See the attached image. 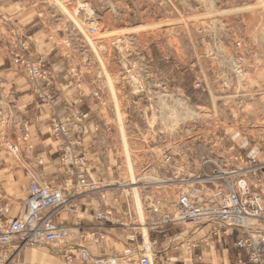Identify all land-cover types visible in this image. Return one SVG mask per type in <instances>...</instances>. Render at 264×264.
<instances>
[{"label": "rangeland", "instance_id": "1", "mask_svg": "<svg viewBox=\"0 0 264 264\" xmlns=\"http://www.w3.org/2000/svg\"><path fill=\"white\" fill-rule=\"evenodd\" d=\"M12 3L36 16L52 51L65 61L55 71L45 58H31L27 44L16 42L20 50L13 56L40 103L55 106L52 76H66L74 89V107L91 98L103 112L80 114V120L98 123L107 121L105 115L116 123L110 170L93 177L84 155L78 156L90 183L109 193L116 189L117 197L129 204L124 223L138 248L149 245L146 195L173 202L194 178L211 187L205 181L235 165L238 148L249 152L258 142V129L264 130V0ZM28 76L47 78L31 81ZM50 123L52 134L65 139L56 114ZM104 148L107 152L109 144ZM162 152L172 155L173 164L163 162ZM102 158V166H108L105 154ZM132 181L136 184L130 185ZM81 227L90 251L89 246L98 245L89 234L93 225ZM24 250L34 251L37 260L22 255L15 264H66L51 257L46 246ZM227 250L232 264V249ZM132 259L123 264H136L137 256ZM152 264L165 263L158 259Z\"/></svg>", "mask_w": 264, "mask_h": 264}, {"label": "crops", "instance_id": "2", "mask_svg": "<svg viewBox=\"0 0 264 264\" xmlns=\"http://www.w3.org/2000/svg\"><path fill=\"white\" fill-rule=\"evenodd\" d=\"M18 41L27 44L31 58H45L55 71H61L60 67L65 63L52 51L46 28L34 14L13 6L12 0H0V207H6L9 217L17 216L34 180L59 188L64 183L73 186L74 178L69 174L71 165L61 161L64 153L71 151L75 156L84 155L86 165L92 170L89 175L97 177L103 176L104 169L113 167L114 163L109 162L113 157L111 149L117 145V126L110 118L104 115L107 121L98 123L85 118L80 120V114L103 112L91 98L74 107V89L67 83L66 76H52L55 79V106L50 109L40 103L13 56L15 50H20L16 46ZM54 114L65 130V139L62 134L60 137L52 134L50 118ZM106 144H109L107 152ZM7 145L17 147V156ZM101 153L110 163L106 167L100 162L105 160ZM108 191L98 186L97 190L78 196L55 216L59 223L80 228L95 225L94 213L97 211H108L107 220L103 221L105 236L98 245L89 246L90 253L96 256H118L133 249L135 244L124 223L129 204L117 197L116 189ZM224 242V245L214 243L200 248L191 255L173 249L169 253L176 264H230L227 247L231 248V241ZM159 243L161 247L166 244L162 240ZM22 255L24 260H37L34 251L26 254L24 250L17 258Z\"/></svg>", "mask_w": 264, "mask_h": 264}, {"label": "built area", "instance_id": "3", "mask_svg": "<svg viewBox=\"0 0 264 264\" xmlns=\"http://www.w3.org/2000/svg\"><path fill=\"white\" fill-rule=\"evenodd\" d=\"M28 77L31 81L47 78ZM46 100H51V97L47 96ZM258 139L249 152L238 148L233 155L235 165L230 169L221 170L205 181L211 187L194 178L188 189L179 192L173 202L146 195L144 226L148 230L149 245L138 248L136 239L132 237L130 240L135 242L133 249L118 256L91 254L83 242L84 232L79 227L55 220L59 211L78 196L98 189L96 183L89 182L85 167L80 163L83 157L64 154L61 161L71 165L69 174L74 178L73 186L64 183L59 188L34 180L17 216L9 217L6 207H0V264H15V259L26 247L40 245L48 248L51 257H60L66 264L76 261L123 264L132 261L133 255L137 256L136 264H152L158 259L165 264H176L170 250H183L191 255L214 243L224 245L228 237L233 252L232 264H264L263 129H258ZM8 149L17 156L16 146L9 145ZM160 156L163 162L173 164L172 155L162 152ZM108 214L106 210L94 213L96 223L89 233L94 242L105 236L103 221L107 220ZM139 239L143 243L142 235ZM159 240L166 242L164 247L160 246Z\"/></svg>", "mask_w": 264, "mask_h": 264}, {"label": "bare ground", "instance_id": "4", "mask_svg": "<svg viewBox=\"0 0 264 264\" xmlns=\"http://www.w3.org/2000/svg\"><path fill=\"white\" fill-rule=\"evenodd\" d=\"M129 184H130V185H135L136 183L132 181V182H130ZM134 188L137 189V187H133L132 189H134ZM152 259H153V258H152Z\"/></svg>", "mask_w": 264, "mask_h": 264}]
</instances>
